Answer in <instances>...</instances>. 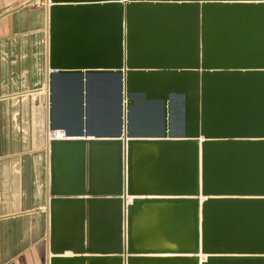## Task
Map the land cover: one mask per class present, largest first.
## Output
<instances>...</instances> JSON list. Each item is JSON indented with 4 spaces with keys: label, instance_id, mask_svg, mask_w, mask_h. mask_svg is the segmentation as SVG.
Listing matches in <instances>:
<instances>
[{
    "label": "water",
    "instance_id": "obj_1",
    "mask_svg": "<svg viewBox=\"0 0 264 264\" xmlns=\"http://www.w3.org/2000/svg\"><path fill=\"white\" fill-rule=\"evenodd\" d=\"M46 3L47 264H264V0Z\"/></svg>",
    "mask_w": 264,
    "mask_h": 264
},
{
    "label": "crops",
    "instance_id": "obj_2",
    "mask_svg": "<svg viewBox=\"0 0 264 264\" xmlns=\"http://www.w3.org/2000/svg\"><path fill=\"white\" fill-rule=\"evenodd\" d=\"M27 1L0 0V264L49 257L47 3Z\"/></svg>",
    "mask_w": 264,
    "mask_h": 264
},
{
    "label": "bare ground",
    "instance_id": "obj_3",
    "mask_svg": "<svg viewBox=\"0 0 264 264\" xmlns=\"http://www.w3.org/2000/svg\"><path fill=\"white\" fill-rule=\"evenodd\" d=\"M53 132H54L53 136H55V137L66 136L65 130H63V129L54 130Z\"/></svg>",
    "mask_w": 264,
    "mask_h": 264
},
{
    "label": "rangeland",
    "instance_id": "obj_4",
    "mask_svg": "<svg viewBox=\"0 0 264 264\" xmlns=\"http://www.w3.org/2000/svg\"><path fill=\"white\" fill-rule=\"evenodd\" d=\"M106 116H107V115H106ZM106 118H108L106 122H107V123H108V122H110V123H111V120H110V115H108Z\"/></svg>",
    "mask_w": 264,
    "mask_h": 264
},
{
    "label": "built area",
    "instance_id": "obj_5",
    "mask_svg": "<svg viewBox=\"0 0 264 264\" xmlns=\"http://www.w3.org/2000/svg\"><path fill=\"white\" fill-rule=\"evenodd\" d=\"M49 135H50V133H49ZM51 137H55V136H53V135H50V138H51ZM62 137H65V136H62Z\"/></svg>",
    "mask_w": 264,
    "mask_h": 264
}]
</instances>
